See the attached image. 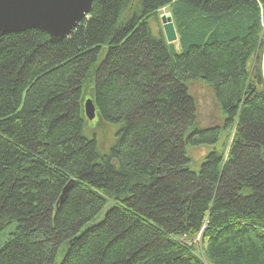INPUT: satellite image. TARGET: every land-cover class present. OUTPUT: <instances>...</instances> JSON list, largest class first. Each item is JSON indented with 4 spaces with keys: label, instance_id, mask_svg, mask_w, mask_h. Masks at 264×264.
Masks as SVG:
<instances>
[{
    "label": "trees",
    "instance_id": "16d2710c",
    "mask_svg": "<svg viewBox=\"0 0 264 264\" xmlns=\"http://www.w3.org/2000/svg\"><path fill=\"white\" fill-rule=\"evenodd\" d=\"M163 8L178 44L153 27ZM187 145L211 147L198 173ZM11 224L0 264H264V0H94L62 41L0 36Z\"/></svg>",
    "mask_w": 264,
    "mask_h": 264
},
{
    "label": "water",
    "instance_id": "95a60500",
    "mask_svg": "<svg viewBox=\"0 0 264 264\" xmlns=\"http://www.w3.org/2000/svg\"><path fill=\"white\" fill-rule=\"evenodd\" d=\"M94 0H0V36L39 29L52 40L68 38L77 26L88 17ZM166 40L179 42L172 15L160 16ZM85 114L89 120L97 116L91 98L84 101ZM68 190L64 189L62 199Z\"/></svg>",
    "mask_w": 264,
    "mask_h": 264
},
{
    "label": "rangeland",
    "instance_id": "374dc122",
    "mask_svg": "<svg viewBox=\"0 0 264 264\" xmlns=\"http://www.w3.org/2000/svg\"><path fill=\"white\" fill-rule=\"evenodd\" d=\"M163 13H169L168 8H163L160 11V16ZM153 27L155 28L156 32L160 31V29L164 32L161 19L159 20V23L155 22L153 24ZM192 89H193V93L201 99L204 105V109H203L204 114L202 115L203 122L201 124L207 125L210 122V119H212V122L210 123L218 122L219 120L218 119V116H219L218 108L214 104L211 92L201 84H194ZM97 121L98 119L95 120L93 124L96 125ZM89 123H91V121L87 120V125ZM87 130L90 134H95L97 136L100 146L103 149H107V147H109V145L113 141L115 130L107 126L106 124H103L102 122H99L97 126H93V128H87ZM210 151H211V147L209 146L187 145L186 153L189 158V162L187 164L188 169H190L193 172L198 173L201 169L202 163L204 162L206 155ZM14 228H15V224H11L0 232V247L4 244V242H6V240L8 239V234L11 231H13Z\"/></svg>",
    "mask_w": 264,
    "mask_h": 264
}]
</instances>
